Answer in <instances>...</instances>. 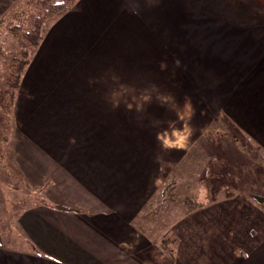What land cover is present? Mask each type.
Returning <instances> with one entry per match:
<instances>
[{"label":"crops","instance_id":"crops-1","mask_svg":"<svg viewBox=\"0 0 264 264\" xmlns=\"http://www.w3.org/2000/svg\"><path fill=\"white\" fill-rule=\"evenodd\" d=\"M10 2L0 0V15ZM49 21L21 77L13 132L0 150L54 201L18 213L22 235L15 236L30 245L0 244V264H140L123 244L137 243L142 198L125 215L97 194L112 189L122 166L136 167L130 176L137 177L154 151V134L142 130L159 100L148 95L138 111V88L153 84L155 65L177 70L168 77L181 102H228L217 97L229 87V118L264 148V0H76ZM223 71L229 82H218ZM204 81L218 88L216 96ZM25 143L36 159L25 155ZM232 154L239 165L229 163L240 171L244 160ZM250 189L229 195V264H264V226L255 227L250 203L254 197L263 205L264 194Z\"/></svg>","mask_w":264,"mask_h":264},{"label":"rangeland","instance_id":"rangeland-1","mask_svg":"<svg viewBox=\"0 0 264 264\" xmlns=\"http://www.w3.org/2000/svg\"><path fill=\"white\" fill-rule=\"evenodd\" d=\"M49 22H45L44 29L49 27ZM207 42L205 40L204 44ZM22 45L23 42L0 23V90L9 72L6 54ZM161 61L162 66L167 67L165 58ZM155 67L153 84H149L148 89L146 86L138 88L139 94H153L155 100H159L154 103L155 110L159 111L147 119L148 127L142 130L144 134H154V151H148L151 157L137 167V177L130 176L136 167L122 166L123 179L119 181L120 176H116V183L105 196L102 192L97 194L102 196L108 209L122 210L125 215H129L132 200L142 198L136 216V228L140 230L137 243L134 247L135 242L123 244L124 254L139 257L140 264H229V195L245 187L251 188L252 196L264 194V148L252 142L229 118V87L227 93H219L221 97H217L227 98L228 102L208 103L203 108L186 97L181 102L177 90L171 91L173 77L168 74L177 75L176 69ZM216 73L218 82H229V71ZM204 83L216 96L214 92L218 88L207 81ZM162 95L169 99L163 101ZM147 102L139 101L137 110L145 111ZM3 117L0 109V137H9L13 125ZM138 121L140 125L145 122L144 119ZM180 136L183 140L175 143ZM25 148V155L36 159L28 150V143ZM234 151L244 160L240 171L234 169L239 165L233 157ZM230 160L235 161L234 168ZM13 167L19 172V167ZM108 179L106 176L107 186ZM24 180L32 190L23 186L12 188L13 179L0 165V244H9L12 240L14 245L29 246V242L24 243L25 239L20 241L15 236L16 233L22 235L16 224L18 213L42 200L54 201ZM171 180L175 182V198L161 202V188ZM144 191H148L145 196ZM251 198L250 203L256 206L252 222L256 228L263 227L264 204ZM236 201L239 200L233 202ZM261 230L257 235H261ZM237 255L235 251V258Z\"/></svg>","mask_w":264,"mask_h":264},{"label":"trees","instance_id":"trees-1","mask_svg":"<svg viewBox=\"0 0 264 264\" xmlns=\"http://www.w3.org/2000/svg\"><path fill=\"white\" fill-rule=\"evenodd\" d=\"M75 2L76 0H11L9 8L0 15V23L5 29L23 42L17 50L6 54L9 72L0 90V109L4 119L12 118L16 91L33 50L37 49L41 42L43 25L48 20L67 12ZM6 141L7 136L0 137V143ZM0 165L8 170V175L13 179L12 188L23 186L32 190L23 176L6 160L2 150H0ZM169 181L161 188V202L175 198V182L171 180L169 183ZM35 191L41 192V189ZM40 203L49 204L45 200Z\"/></svg>","mask_w":264,"mask_h":264},{"label":"clouds","instance_id":"clouds-1","mask_svg":"<svg viewBox=\"0 0 264 264\" xmlns=\"http://www.w3.org/2000/svg\"><path fill=\"white\" fill-rule=\"evenodd\" d=\"M143 99H144V100H148L149 97L146 95V96L143 97ZM161 99H162L163 101L166 102V101L169 99V96H167V95H162V96H161ZM182 140H183V136H180L179 139H178L177 141H175V143L178 144V143H180V141H182ZM245 255H247V253H245Z\"/></svg>","mask_w":264,"mask_h":264}]
</instances>
